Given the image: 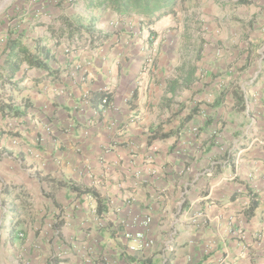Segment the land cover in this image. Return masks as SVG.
Masks as SVG:
<instances>
[{
  "label": "crops",
  "instance_id": "crops-1",
  "mask_svg": "<svg viewBox=\"0 0 264 264\" xmlns=\"http://www.w3.org/2000/svg\"><path fill=\"white\" fill-rule=\"evenodd\" d=\"M80 1L0 0V264H264V0L215 5L191 73L160 48L183 2L141 30Z\"/></svg>",
  "mask_w": 264,
  "mask_h": 264
},
{
  "label": "trees",
  "instance_id": "trees-1",
  "mask_svg": "<svg viewBox=\"0 0 264 264\" xmlns=\"http://www.w3.org/2000/svg\"><path fill=\"white\" fill-rule=\"evenodd\" d=\"M75 1V0H72ZM185 0H90L88 5H100L104 8L112 6L114 10L121 16H133L138 15L146 20L147 25L155 24L159 19L169 13H173L180 2ZM249 0H239L241 4H247ZM79 21V20H77ZM76 19L64 16L63 23L66 26L67 33L70 36L82 35L83 32H88L90 35L92 44H100L106 37L101 31L95 28V24L92 20L88 23H83L81 20L77 22ZM48 57L46 52L45 58ZM41 59L36 53L30 51L24 47L19 39H10L8 43V64L13 69H17L20 61H26L30 66H42L47 67V62ZM97 97L107 99L110 101V96L106 92L97 93ZM169 133L163 134L167 136ZM82 192H92L99 199V211L104 210L101 196L90 189L83 190Z\"/></svg>",
  "mask_w": 264,
  "mask_h": 264
},
{
  "label": "rangeland",
  "instance_id": "rangeland-1",
  "mask_svg": "<svg viewBox=\"0 0 264 264\" xmlns=\"http://www.w3.org/2000/svg\"><path fill=\"white\" fill-rule=\"evenodd\" d=\"M84 1H80L81 5L85 3ZM22 2H24V0H4L5 9H13L12 7L14 4H21ZM215 5L232 9L241 5V3H239V0H185L183 1L182 9H178L180 14L177 20V29L173 31L165 30L161 34L160 48H164V53L168 56L171 54H174V56L176 55V59L180 63L183 59L189 61L188 65L185 64V66L187 65L186 68L190 70V73L196 69L194 64L197 62L199 57L201 40L205 39L204 37L206 36V33H208V29L211 26H214L213 19L211 18L214 16ZM108 7L114 9L111 5ZM91 8L94 9L96 7ZM224 12L226 13L227 11L224 9ZM202 14L209 16V20H206V16H203ZM139 22L140 25L142 24L145 27L147 26L145 19L140 20ZM142 25L139 26L141 30H143ZM149 37L151 36L149 35ZM156 37L157 35L152 37V39L155 40ZM174 70L175 77H177L180 71H182L181 67H175ZM177 85L178 84H176V87ZM3 258H5L4 255ZM31 264L34 263L31 261Z\"/></svg>",
  "mask_w": 264,
  "mask_h": 264
},
{
  "label": "built area",
  "instance_id": "built-area-1",
  "mask_svg": "<svg viewBox=\"0 0 264 264\" xmlns=\"http://www.w3.org/2000/svg\"><path fill=\"white\" fill-rule=\"evenodd\" d=\"M5 42V38L3 37H0V50L2 48V45L4 44ZM103 103H108L107 102V99H103ZM150 221V217H147L146 220H145V223H148ZM126 237L127 238H131L135 241L136 243V246L132 247V248H139V249H143L147 246H150L152 241H150L146 235L139 231V232H136L135 234H131V233H126ZM142 264H147V263H142Z\"/></svg>",
  "mask_w": 264,
  "mask_h": 264
}]
</instances>
